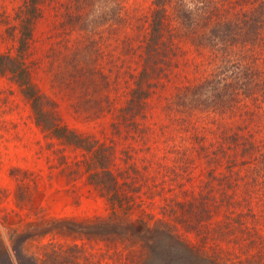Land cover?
Masks as SVG:
<instances>
[{
    "label": "rangeland",
    "instance_id": "374dc122",
    "mask_svg": "<svg viewBox=\"0 0 264 264\" xmlns=\"http://www.w3.org/2000/svg\"><path fill=\"white\" fill-rule=\"evenodd\" d=\"M175 1L231 16L260 0ZM150 7L0 0V54L31 19L22 65L41 110L0 72V264H264L259 76L220 68L173 18L146 61Z\"/></svg>",
    "mask_w": 264,
    "mask_h": 264
},
{
    "label": "trees",
    "instance_id": "16d2710c",
    "mask_svg": "<svg viewBox=\"0 0 264 264\" xmlns=\"http://www.w3.org/2000/svg\"><path fill=\"white\" fill-rule=\"evenodd\" d=\"M151 7L145 19V34L143 36V48L146 52L145 60L154 64L152 55L162 51L171 41L170 33L163 37L168 19L173 18L184 29V34L196 47L205 50L206 57L220 64H233L242 77L258 74L261 82V96L264 102V71L258 66L261 60L264 67V57H260L259 50L264 49V0H260L250 10L240 11L231 16L216 15L211 13L208 4H194L191 10L184 4L175 0H150ZM33 10V9H31ZM30 11V10H29ZM199 14L198 24L194 15ZM31 19L27 17L21 25L18 37L17 53L14 56L0 54V72L8 71L18 82L22 93L31 96L30 105L34 114H41L38 96L34 95L29 84L28 74L22 65V53L30 37ZM258 50V51H257ZM145 72V70H144ZM219 85L227 83L220 78ZM245 81L234 82L230 89V100L234 104L238 101L239 87H243ZM199 264H204L199 262Z\"/></svg>",
    "mask_w": 264,
    "mask_h": 264
}]
</instances>
